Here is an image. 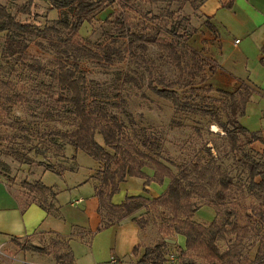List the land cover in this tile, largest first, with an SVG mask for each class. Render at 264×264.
Instances as JSON below:
<instances>
[{"label": "rangeland", "instance_id": "374dc122", "mask_svg": "<svg viewBox=\"0 0 264 264\" xmlns=\"http://www.w3.org/2000/svg\"><path fill=\"white\" fill-rule=\"evenodd\" d=\"M27 1L0 0V3L7 4L16 14L18 7L26 4ZM204 1L170 0L149 3L135 0L129 17L132 23L138 25L133 28L134 31L141 33L145 26H150L153 16H160L152 22L156 21L168 27L175 24L179 33L184 34L191 46L198 49L202 55L210 57L206 45L217 41L218 35L210 26V18L203 12ZM253 1L264 11V0ZM220 2L225 4L227 1ZM122 7L121 0H117L113 6L101 10L90 22L83 24L80 29V39L87 38L92 48L97 51L100 50L99 46L109 44L125 52L128 47L127 36H119L116 27L110 22L123 11ZM239 12L242 21H251L246 13ZM220 13L225 18L230 16L227 8L222 9ZM61 14V11L54 8L48 0H33L31 12L19 13L17 16L20 20H31L35 25L44 27L58 19ZM27 40L30 54L40 59L48 68H52L56 55L49 48L47 40L36 35L27 36ZM4 43L5 34H2L0 36V135L6 139L0 140V176L13 183V186L22 188L23 193L27 194V196L24 194L27 201L31 200L29 198L31 193L25 187V181L34 182L36 178H41L45 184L54 185L59 191L61 213L68 224L72 223L76 215L74 211L77 213L80 209L82 212L85 204L73 208L70 206V200L79 197H83L86 201L91 199L94 190L91 182L85 185L82 183H85L92 174L99 179V169L103 165L99 166L85 151L76 152L72 146H68L64 152L58 151L54 144L48 141L50 136L44 137L43 134L48 131L74 129V117L68 111L66 104L54 98L60 89L54 86L53 90H49L46 87L51 82L48 77L29 70L16 58L4 56ZM134 47L135 55L131 56L125 52L128 56L122 61L90 57L78 60L81 69L85 72L89 100L98 98L106 101L109 109L120 113L127 122L135 143L145 136L154 151L158 152L157 145L162 147L161 152L165 158L177 163L200 162L201 159L204 164L211 158L210 153H212L221 168L231 174L234 185L229 192L230 197L225 202H215L213 196L215 186L206 181L200 183V194L193 198L199 208L192 217L197 222L208 224L216 217H220L226 207H231L237 211L241 224H246L249 220L246 215L248 208L251 205L261 206L264 203V194L248 188V183L251 181L250 170L242 159L264 162V143L260 140L248 142V138L240 134L237 135V147L233 148L224 128L218 124L223 123L226 127H230L234 115L231 99L222 97L217 88L234 92L239 88L240 81L230 88H224V85L222 88L214 75L209 79V83L214 87L213 90L199 91V96L191 95V91L181 83L176 89L179 90L182 98L198 103L206 108L207 112L178 110L169 100L158 96L150 87L157 79L175 81L178 75L175 66L155 45L139 42ZM217 68V72L222 71L219 64ZM253 74L257 86L255 89L248 83L253 88V92L240 121L251 131L264 132V69L254 67ZM198 82L200 77L196 78L195 84ZM15 94L21 95L23 99L14 98ZM97 140L102 142L99 135ZM142 149L151 151L145 147ZM147 165L144 168L145 172L148 178L152 179L154 169L151 163ZM50 166L57 172L64 173L58 174L47 170ZM172 168L177 171L176 166ZM144 179L141 177L127 179L121 185L119 193L125 190L127 196L140 188L145 196L152 197L153 190L160 192L161 195L170 184L168 176L162 180L154 178L148 184L149 189H146ZM95 180L100 183L99 180ZM201 185L208 191L202 190ZM256 219L260 220L258 216ZM150 220H152L151 215ZM153 229L156 230L155 227ZM77 231L78 229H75L74 232ZM258 232H264L263 224H258L245 241L244 260L247 258L254 260L258 248ZM35 239L37 238L30 236L21 242L28 246L33 244L47 246L49 249L46 251L47 255L32 252L17 255L16 248L4 247L3 253L0 254V264H56L55 252L65 251L61 240L57 236L44 241V237L37 241ZM91 239L92 241L78 239L73 241L76 264H118L113 262V259L120 256L125 248L127 249V240L120 235L119 227L103 228L93 238L90 236ZM221 245L226 248L225 242ZM178 246H185V237L182 235L177 240L175 251L169 254V258L174 254V260H170L167 264L178 262ZM17 248L22 250L18 245ZM91 249L95 254L92 255ZM132 258L135 263L139 255L134 253L121 255V264H132ZM57 264L61 263L57 261Z\"/></svg>", "mask_w": 264, "mask_h": 264}, {"label": "trees", "instance_id": "16d2710c", "mask_svg": "<svg viewBox=\"0 0 264 264\" xmlns=\"http://www.w3.org/2000/svg\"><path fill=\"white\" fill-rule=\"evenodd\" d=\"M48 1L62 14L44 27L35 25L31 20H20L17 16L19 13H30L33 0H28L26 4L19 6L16 14L7 4L0 3V36L5 34L3 55L16 58L29 70L48 77L51 82L46 87L49 90H53L54 86L60 89L54 98L68 106V111L75 120V128L48 131L43 134L44 137L50 136L48 141L54 144L58 151L64 152L68 146H72L76 152L85 151L99 166L103 165L99 169V179L96 177L100 181L96 187V193L102 215V225L98 231L119 223L127 217H132L141 230L153 231L152 233L156 234L153 244L145 246L141 253V244L134 247L133 253L139 255V259L134 264L169 263L171 260L169 254L175 251L179 235L185 237V246H178V262L175 261L174 264H264V232H258V248L254 260L243 259L245 241L258 224L264 225V203L261 206L251 205L248 208L246 215L249 220L246 224H241L237 211L231 207H226L220 217H216L208 224L194 220L192 216L199 207L193 198L200 194V183L206 181L215 186L213 192L215 202H225L230 197L229 192L234 185L231 174L221 168L212 153H210L211 158L204 164L201 159L200 162L177 163L170 158H165L160 145H157L158 152L154 151L148 139L144 138L145 136L135 143L130 135V128L120 113L112 112L104 100L98 98L89 100L85 72L81 69L78 60L90 57L122 61L128 56L126 53L135 55L134 46L139 42L155 45L175 66L178 75L172 82L164 79L153 81L150 85L151 89L161 98L169 100L176 109L193 112H207V109L198 103L184 100L176 86L182 83L193 96H199V91L202 90H213L214 87L209 83V79L218 70L217 62L211 57L202 55L198 49L191 46L184 34L179 33L175 24L168 27L156 21L152 22L160 16H153L152 24L145 26L143 32L134 31L133 28L138 25L130 21L129 14L135 0H121L123 11L110 21L116 27L119 36H127L126 53L109 44L99 46L100 50L97 51L92 48L87 38L80 39V29L83 24L90 22L101 10L113 6L117 0ZM140 1L155 3L170 0ZM231 5L232 1L225 6L231 7ZM210 26L217 32L215 27L211 24ZM29 35H36L47 40L49 48L56 55L52 68H48L40 59L30 54L27 40ZM261 50V62L264 63V46ZM197 77H200V82L195 84ZM217 91L222 97L231 99L230 104L234 115L230 121L232 124L230 127H226L223 123L218 124L224 128L233 148L237 147V135L240 134L247 137L248 142L260 140L264 143L263 131H251L240 121L245 114L253 88L247 82L240 81L239 88L234 92L221 88H217ZM14 98L23 99L18 94H15ZM97 135L102 138V142L97 140ZM5 139L0 135V140ZM142 147L151 151H144ZM208 150L210 151L209 148ZM247 159L244 158L242 161L250 170L251 181L248 183V188L264 194V162ZM148 163H151L154 169L152 179L162 180L166 176L170 178L168 189L156 197L127 196L120 204H114L113 196L119 191L120 184L127 179L145 178L146 185L152 181L144 169ZM172 166H176L177 171ZM48 170L57 172L51 166ZM24 183L29 192L34 195V200L44 210L50 214H57L58 207L55 201L58 193L52 186L46 185L40 179ZM202 190L208 191L203 186ZM256 216L260 220H257ZM58 238L65 251L55 252V259L61 264H75L74 252L69 241L62 237ZM12 241L25 251L34 250L43 253L49 251L47 246L35 244L28 246L17 238H13ZM223 242L226 243V248L221 245Z\"/></svg>", "mask_w": 264, "mask_h": 264}, {"label": "crops", "instance_id": "0c3cea01", "mask_svg": "<svg viewBox=\"0 0 264 264\" xmlns=\"http://www.w3.org/2000/svg\"><path fill=\"white\" fill-rule=\"evenodd\" d=\"M220 1L222 0H215V2L214 0H205L202 4L204 14L210 18L211 25L217 29L218 40L206 45L207 48H209V56L217 61L222 69V71L216 72L215 79L221 86L224 85V88H230L235 85L237 81L244 80L256 89L257 83L253 79L254 67L264 69V63L261 62V49L264 46V11L259 9V6H257L253 0H225L227 1L225 4H222ZM231 1V7L225 6ZM224 8H227L230 12L229 18H225V16L220 13ZM238 10L246 13L249 16L248 18H251V21H242L241 14ZM63 173L64 172L58 174ZM37 179L42 180L41 178H36L35 180ZM95 179L96 178L92 174L85 183H82L85 185L91 182L94 189L89 201H86L83 197L70 200V206L73 208H77L84 204L85 206L82 212L80 209L77 213L74 211L76 214L74 215V220H72V223L68 224L67 219L61 213L59 191L54 185L46 184L52 186L58 193L55 201L56 207H58L57 214H50L34 200V195L30 194L29 198H31V200L28 199L29 201H27V197H24L25 193H23L22 188L20 189L17 186H13V183L6 181L5 178L0 176L1 250L4 247H9L10 249L16 248L17 255H25L27 252L47 255L48 253L20 250L12 241L13 238L22 241L30 236L36 237L38 240L44 237L43 241L51 237H62L69 241L72 251V243L75 239L92 241V239L90 240V236L93 238L98 232V228L102 225V215L99 211L100 202L96 193V187L99 183H97ZM122 184L123 183L120 184V187ZM136 184L138 185L139 183ZM146 189H149V185H146ZM153 191L154 194L152 197L160 195V192L156 190ZM25 195L27 196V194ZM125 195V190H121V193L118 191L113 196L112 202L114 204H120L127 196H145L140 188L130 192L127 196ZM108 227H119L120 235L127 240V249L125 248L121 253L122 256L129 255V253L132 254L134 247L139 244L142 245L141 250L144 251V247L150 245L156 237V234L152 233L153 231L141 230L132 220V217H127L119 223ZM75 229H78L77 233L74 232ZM180 236L181 235H179V237ZM37 239H35V241H37ZM126 250L128 252H126ZM91 253L92 255L95 254L93 249H91ZM121 255L116 256L113 262L121 264ZM132 264H134L133 258Z\"/></svg>", "mask_w": 264, "mask_h": 264}, {"label": "built area", "instance_id": "2783aa9c", "mask_svg": "<svg viewBox=\"0 0 264 264\" xmlns=\"http://www.w3.org/2000/svg\"><path fill=\"white\" fill-rule=\"evenodd\" d=\"M237 42H238V41H237ZM1 253H2V250H1V248H0V254H1ZM170 258H171V260H174V254H172Z\"/></svg>", "mask_w": 264, "mask_h": 264}]
</instances>
